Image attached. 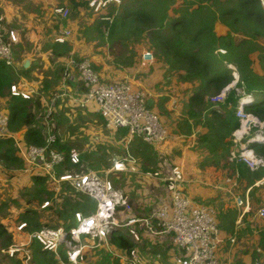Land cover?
<instances>
[{"label": "built area", "instance_id": "obj_1", "mask_svg": "<svg viewBox=\"0 0 264 264\" xmlns=\"http://www.w3.org/2000/svg\"><path fill=\"white\" fill-rule=\"evenodd\" d=\"M51 1L52 14L60 21L68 22L69 9L63 0ZM120 3V0H98L90 8L94 13H98L103 8L112 6L111 4L118 6ZM259 4L264 11V0H259ZM102 20L110 21L108 17ZM71 35L68 27H61L55 33L53 42L63 45L69 41ZM17 42L16 32L0 15V61L8 67H13L12 45ZM219 52L224 54L222 50ZM140 60L142 65L153 63L150 53L140 55ZM227 68L231 71L232 81L210 97L209 100L213 104H223L231 90L239 83L235 68L230 64H227ZM60 75L62 92L69 93L67 83L74 81L79 82L84 89L69 96L70 106L100 117L108 130H125V145L136 139L159 149L166 142L168 133L155 112L148 108L147 94L141 88L135 87L127 80L105 81L94 69L89 58H76L74 55H68L63 60ZM237 92L241 97L231 118L237 123L236 129L231 133L234 148L227 156V162L233 168L224 177L227 188L220 187L219 190L232 197L238 218H243L249 213L248 192L241 198L234 194L232 189L237 186L239 166H244L251 172L261 170V180H264V159L249 147L250 144L264 142V120L261 121L257 116L243 111V107L251 106L254 99L246 94L243 88H237ZM35 94L36 89L28 84L13 83L9 87L11 98L31 100ZM62 96L63 94H55L50 100L47 99L49 106L46 103L43 106L47 109L43 117L44 126L49 128L48 120L54 108L59 107L57 100ZM6 137L14 139L8 131V115L0 111V139ZM55 144L56 136L53 133H47L42 146L15 141L17 156L23 164L16 173L25 179L42 177L45 179V186H64L95 203V209L86 214L74 211L71 216L73 225L68 227L62 226L63 224L54 228L42 226L30 233H27L26 223L22 222L14 227L16 233L26 232L29 241H35L41 251L53 253L56 257L63 252L66 262L62 264H90L89 256L98 249L109 250V237L115 234L126 237L134 246L129 251H111L118 264H146L142 262L136 250V246L142 243L144 238L169 241L176 251L172 256V264H231L229 258L221 262L216 255L222 240L217 228L215 209L195 202L185 192L184 185L188 181L181 163L167 168L165 177H160L158 172L144 174L161 182V190L165 196L157 205L147 210H137L130 203L128 196L115 189L109 179L114 173L137 174L127 151L115 158L113 165L108 169L93 171L85 167L86 164L76 149L56 151ZM66 166L70 169L57 173L58 168L64 169ZM0 170L3 177L5 170L3 171L1 166ZM54 190L49 191L54 193ZM48 206L49 201L45 200L39 208L43 210ZM254 218L259 223L260 230L264 232V206L256 209ZM19 250L11 245L6 252L12 256ZM253 250L256 258L250 260L249 264H264L261 248L256 245Z\"/></svg>", "mask_w": 264, "mask_h": 264}, {"label": "rangeland", "instance_id": "obj_2", "mask_svg": "<svg viewBox=\"0 0 264 264\" xmlns=\"http://www.w3.org/2000/svg\"><path fill=\"white\" fill-rule=\"evenodd\" d=\"M75 1L80 4L79 8L77 9H73L69 0H63V3L70 11V17L68 18L69 22H72L73 20H83V22L78 24V28H71L72 39L74 37V39L78 42L83 38L87 42H94L93 51H96L95 48L97 47H100V49L105 48L106 50L103 49V51L105 50L107 52L111 65L115 69H117V71L115 72L119 73L121 71L124 74L126 73L131 74V76H136V78H138V80L140 81V85L142 86L141 89L146 92L147 98L150 99L153 97V95H155L157 104L154 106V112L161 122L162 126L167 131L168 135L166 141L169 142L172 147L171 152L169 154H166L165 151H162L160 149H156L150 146L143 147L139 145L138 140H134L130 144L125 145L124 138L121 137L120 134H115V132L108 130L105 124L102 122L100 123V125H98V128L94 132V128L91 127H85V129H83L82 126L85 125L80 124L78 119H74V122L70 124V126H65L64 119H61L65 129L69 130H66L67 133L70 134L69 136H72L73 130H76V132H80L79 135L82 136L81 142L79 144V147L75 149L78 150L83 161L87 164V166L85 165V167H88V169H92L93 171H100L101 169L106 170V167H108L109 165H103L102 160H100L102 153H107V159H110L113 158L114 155L122 156L127 151L131 160L134 162V164L132 165L134 166V169L135 171H137V173H139L140 171H145L146 173L150 174L158 172L160 177H165L167 174V168L181 163L184 167V174L186 178H191L192 175H190V173H192L193 171V163L191 160H189L188 156L194 155L195 152L202 156L204 154L201 151L202 149L199 148L200 146L196 145V141L202 138L206 133H208L207 128V131L205 130V126L207 125L208 121H212L210 115L208 114V109L211 105L209 100L210 97L205 98L206 107H194L193 109H191L192 111L190 113H186L187 107L191 108V104H193L190 102L189 98L194 91V87L196 89L197 83L193 84L180 80L177 74L171 73L167 66L162 64V59L158 58L154 53V49L149 47L148 32L150 31V29H147L146 31L144 30V32L140 34H136L135 31L131 32V28L123 30L121 36L117 35L114 37L109 34L111 23L113 21L115 25L114 19H116L115 17H118L119 13L121 12V8L126 0H120L121 3L118 6H113V4H111L112 6H107L98 13H94L90 8L91 5H93L98 0ZM184 1L185 0H174V3L167 9V15L169 17H177L179 15V8L182 7L183 9H185L186 7H188V10L191 11L196 7V5L191 4L188 6ZM79 9L83 11V16L81 17H79ZM73 11H76L74 15H72ZM106 17H108L110 21L104 22L102 20V18ZM89 23H92V25H89L90 28L85 30V26ZM216 23L218 22H215L212 27L213 33L215 31L220 33L219 30L216 29V26L218 25ZM226 29L228 28L226 27ZM228 34H230L229 29L223 36H217L216 34L215 36L225 37ZM118 37H122L123 39L120 41V43L115 44ZM231 38L233 41L237 42L241 39V36L231 33ZM256 43L259 46L264 45L263 40L257 41ZM262 47V50H264V46ZM250 48L251 47L247 46V48L242 49V59ZM100 49L99 51H97L98 55L101 53ZM220 50L224 51L225 54L220 53L219 49L218 51H215V53L217 55H221L219 56L221 58H227L228 53L226 54L224 49L220 48ZM156 52L159 53L158 51ZM145 53H150L152 55L153 63L151 62V65L147 63H144L143 65L141 64L140 55ZM68 54H64L63 57ZM247 57L249 58V63L247 66L248 70L251 69L255 71L257 69L256 66H259V69H261L259 70V72L264 73L263 53H259V51L254 53L250 52L247 54ZM230 61L232 62V59ZM126 63L127 65H125ZM229 64L235 67L237 70L235 64ZM240 87L241 85H238L231 90L229 94V100L230 98H232V100L235 101L239 98L237 88ZM39 88V93L33 95V99L38 98V94H41V89ZM48 98L50 100V97ZM49 100H46L47 106H49ZM229 100L226 97L224 104L218 105L220 111L224 112L225 107H228L230 105ZM1 105H3V103H0V110ZM42 108L43 116H45L47 109L46 107ZM55 109L56 107L54 108L52 114L57 113V110ZM163 109L168 114H165L163 112ZM60 111L63 112V109H60ZM75 112L80 113L79 110H76ZM228 112L229 119L231 120L233 111L230 109L228 110ZM84 130L85 136H83ZM13 137L15 141L23 142L22 140H17L15 134L13 135ZM72 138H75V134L72 136ZM226 142L228 143L227 148L225 150L222 147L221 152V157L223 160L222 164L218 161V166L219 164H221L220 167L224 171L223 177H225V173H228L233 168L231 164H227L225 161L226 151L228 156L229 151L233 150L234 148L233 143L230 140V135L226 138ZM93 148L97 149V151L93 152ZM17 153H15L16 156ZM185 154L187 157H185ZM182 157H184L185 159H182ZM209 158L212 157L209 156ZM105 163L109 164V160L105 161ZM0 166L3 168V171L5 170V175H3V177L1 176L2 172L0 170V204H7L6 207L0 209V222L6 227L7 232L11 234L12 245L20 249L18 251L17 258L18 260L22 261L21 264H30L31 262L32 256L30 244H33V246L35 247H39L38 244L34 241V243H31L29 241L26 232L16 233L14 231V227L18 225L19 220L24 217L23 215H26L27 211H34L36 213L35 218L40 225H47L54 228L61 224H63L62 226L64 227L73 225L71 217L66 220L62 217L60 213L62 211L60 210H63L64 208H70L73 206V208H75V205L85 204L83 209L85 211H88L87 213H91L95 209V203H91L83 196L75 194L64 186L55 187L56 185H52L51 183H49L51 185H46V189H55V194L51 192V198L46 199L49 201V206L46 207V209L41 210L39 208L40 204H38L39 202L37 200L33 201L32 203H27L25 201L27 199V196L24 195V193L28 189H31L33 183L32 178L29 177V179H25L24 176L19 177L16 173V170L18 169H16L15 167L5 168L3 167V165ZM197 167H200L199 164L197 165ZM205 167L208 166L205 165ZM238 169L241 174V181L239 182L237 187L233 188V191L235 190V192L233 193L238 194L241 197V194H246L247 191L249 195L250 207L249 213L243 218H238L237 215L236 218L238 222L236 225H241L240 229L243 230L242 232L244 234V237L249 240L252 239L253 241L254 237H259L258 227L260 226L254 218V215L257 208L264 206V184L261 185L263 180L256 181L254 177L255 174L259 173L263 175V172L261 170L256 172H243L242 167H238ZM109 179L112 182V185H115V189L120 190L128 195L130 203L135 208H137V210H147L149 207L157 205L159 203V200L161 198H164L165 196L164 192L161 190L162 184L160 181L151 177H143L142 175H140V173L131 175L111 174L109 176ZM255 185L258 187H255ZM186 186L187 184L184 185L185 191L187 189ZM205 204H207V202H205ZM218 207H216L215 205L213 206L216 211V219L217 211H221L220 207ZM75 211L79 210L76 209ZM79 212H81V210ZM143 240L156 241V239L145 238ZM258 241L259 239L257 240V242ZM256 243H251L249 249H251L252 246H254ZM110 247L111 244L108 243V248ZM147 248L149 249L151 247L147 246ZM261 250L262 257H264V249ZM217 252V257L221 262H223L218 256ZM231 260V264H237L233 262L232 258ZM88 261L90 264H117L112 256L108 254L107 248L95 250L94 253L89 256ZM0 263L13 264L10 260L3 257V250L1 247Z\"/></svg>", "mask_w": 264, "mask_h": 264}, {"label": "trees", "instance_id": "obj_3", "mask_svg": "<svg viewBox=\"0 0 264 264\" xmlns=\"http://www.w3.org/2000/svg\"><path fill=\"white\" fill-rule=\"evenodd\" d=\"M69 1L73 9L79 8L80 4L78 2L75 0ZM184 2L188 6L191 4L196 5V7L191 11L188 10V7L185 9L181 7L178 9L179 15L177 17H169L167 9L174 3V0H126L118 17L114 19L115 25L112 21L109 34L114 37L117 35L121 36L122 31L129 28H131V32L135 31L136 34H140L144 30L150 29L148 32L149 47L153 48L155 55L162 59V64L166 65L171 73L177 74L180 80L193 84L197 83L196 89L194 87V91L189 98L193 104H191V108L187 107L186 113H190L194 107H206L205 98L219 93L231 81L230 71L223 62L235 64L238 70L237 73L242 81V88L255 98V104L246 108V112L252 113L260 120H264V73L259 72L261 70L259 66H256L257 69L255 71L247 69L249 63L248 53L259 51V53L264 54V50H262L264 45L259 46L256 43L260 40L264 41V11L260 7L259 0H185ZM75 13L76 11H73L72 15ZM215 22L227 27L230 34L225 37L215 36L212 30ZM231 33L240 35L241 39L237 42L233 41ZM122 39V37H118L115 44L120 43ZM59 46L61 48H58ZM247 46L251 48L242 59L241 51ZM220 48L224 49L226 54L228 53L227 58H221L219 57L221 55L215 53ZM54 50V55L59 58L69 53L67 44L56 45ZM231 59L232 62L230 61ZM20 73L28 77L26 75L28 70L21 69ZM15 74L13 67H8L0 61V99L5 100L8 131L13 136L25 129L23 142L26 145L42 146L47 133L54 132L53 126L62 124L61 119H64V116L72 117L74 114L69 109H63V112L58 111L55 114H51L48 120L49 128L44 127L41 124L43 108L39 98L22 100L21 98L9 97L10 85L17 83ZM58 76L61 79L59 72ZM44 83L48 84L47 81H44ZM71 84L82 87L77 81ZM229 101L230 105L225 107L224 112L220 111L217 106L209 104L208 114L212 121H208L205 126V130L207 128L208 133L196 141V145L200 146L199 148L202 151L207 149L213 156L221 157L222 147L225 150L227 148L226 138L237 127L236 123L229 119L228 114V110L235 106V101L232 98ZM163 112L168 114L164 109ZM96 117L100 120L94 122V132L101 122L104 123L100 117ZM115 134H120L121 137L125 138L127 133L125 130H118ZM14 142L12 137L0 139V165L5 168L15 167L20 169L23 164L15 154L17 150L14 147ZM139 145L146 147L140 142ZM251 147L257 155L264 158V143L254 144ZM54 148L56 151H67L70 149L69 146L61 143L59 138L56 139ZM218 149H220L219 153L217 152ZM96 151L97 149L93 148V152ZM107 158L106 153L101 154L100 160H102L103 165H107L105 163L108 160ZM204 163L216 164L212 159L204 161ZM69 169V166L64 169L58 168L57 173ZM142 172L145 173V171ZM254 178L256 181L261 180L262 174H255ZM32 182L31 189L24 193L27 196L25 200L27 203L37 200L38 204L41 205L43 201L51 198L52 193L46 189L44 178L34 176ZM113 186L115 187V185ZM6 205V203H1L0 209L6 207ZM84 206L85 204H78L75 205V208H73L74 206L64 208L60 210L62 211L60 213L66 220L72 216L76 209L86 214L88 211L83 209ZM23 216L18 224L26 223L27 233L36 231L42 226H47L38 223L34 211H27L26 215ZM258 233L259 241L257 246L264 249V232L259 228ZM11 239V234L7 232L6 227L0 222V247L3 250V257L10 260L13 264H21L22 261L17 258L18 253L9 256L6 252L12 245ZM34 242L33 240L31 241V243ZM109 242L123 251H129L133 248V245L124 236L112 234ZM30 249L32 256L30 264H62L66 262L63 252H60V255L56 257L53 253L41 251L40 247H35L33 244H30ZM253 255L255 256L252 249L250 260L256 258Z\"/></svg>", "mask_w": 264, "mask_h": 264}, {"label": "crops", "instance_id": "obj_4", "mask_svg": "<svg viewBox=\"0 0 264 264\" xmlns=\"http://www.w3.org/2000/svg\"><path fill=\"white\" fill-rule=\"evenodd\" d=\"M52 5L53 2L51 0H0V15L4 17L6 24L12 28L18 36V42L12 45L13 68L16 72L15 76L17 77V83L28 84L36 90L41 86L39 89H41L40 95L42 98L40 102L42 107L45 105V101L48 97H52L55 94H63V96L57 100L59 107L55 110L58 112L60 109H69L71 113L74 114L72 117L68 115L64 116L65 126H70V124L74 122V119H78L80 124L85 125L82 126L83 129H85V127L94 128V122L100 119L87 111L79 110L80 113H76L75 111L77 109L71 108L70 106L69 96L82 92L84 90L83 87L68 84L67 90L69 93L62 92L61 79H59L58 72L63 64L64 57L59 58L54 55V48L56 45L58 46V44L53 42L55 33L61 27H68L70 30L74 27L78 28V24L83 22V20H73L72 22H69V20L68 22L60 21L52 14ZM82 14L83 11L80 10L79 17L83 16ZM92 23L86 26L84 25L85 30L90 28L89 25H92ZM216 24H218L216 29H218L220 33L216 31L214 33L217 36L225 35L228 29L223 25L221 26L219 22ZM93 43L94 42L90 41L87 42L83 38L77 42V40H75L74 37L72 39L71 36L69 41L65 44L69 47L68 55H74L76 58H89L94 69L100 74L103 80L109 82L127 80L134 84L135 87L142 88L136 76L124 74L121 71L119 73L115 72L117 69L111 65L109 56L105 51L106 49L97 47L95 48L96 51H93ZM99 49L101 53L98 55L97 51H99ZM103 49L105 50L103 51ZM25 61L28 62V66L23 68L22 65ZM21 69L28 70V74H26L28 77L20 73ZM42 81L43 83L47 81L48 84H43ZM148 100L152 101L151 108L154 110V106L157 102L155 100V95L150 99L148 98ZM0 103H3L0 111L7 112L6 104H4L3 99H0ZM53 127V133H55L61 143L69 147H79L82 137L79 135L80 132L73 130L72 136L75 134V138H72V136H69L70 134L67 133L69 130L65 129L64 124H55ZM84 132L85 130L83 131V136H85ZM24 133L25 129L16 133L15 137L17 140L23 141ZM171 148L170 143L166 142L163 146V151L169 154ZM217 152L219 153L220 149H218ZM202 153H204L203 156L196 152L194 155L188 156L189 160L193 163V174L190 173L192 177L189 179L187 178L186 192L197 203L207 202L209 206L213 207L215 205L216 207H220L221 211H217V228L222 240L217 252L220 259L224 262V260L229 257L230 260L231 258L233 259L234 263L249 264L250 252L257 245L256 242L258 238L254 237L252 241V239L249 240L244 237L243 230L240 229L241 225H236L238 222L236 218L237 210L231 200L232 197L225 191L219 190L220 187L224 189L227 188L224 184V171L220 167L223 161L222 158L220 156L211 155L207 149L203 150ZM209 156L212 158H209ZM185 157H187L186 154ZM182 159L185 158L182 157ZM211 159L216 164L204 163V161H209ZM218 161L221 162L219 166ZM198 164L200 167H197ZM205 165L208 167H205ZM244 171L247 170L244 169L243 172ZM240 181L241 174L237 181V185ZM262 184L263 182L261 185ZM255 187L258 186L255 185ZM233 192H235V190ZM242 195L243 194H241V198L243 197ZM251 243L256 244L249 249ZM147 246L151 248L148 249ZM136 250L142 262L146 264H172V256L176 252L169 241L157 239L156 241L143 240L142 243L136 246Z\"/></svg>", "mask_w": 264, "mask_h": 264}, {"label": "clouds", "instance_id": "obj_5", "mask_svg": "<svg viewBox=\"0 0 264 264\" xmlns=\"http://www.w3.org/2000/svg\"><path fill=\"white\" fill-rule=\"evenodd\" d=\"M63 45H64V44H63ZM219 50H220V49H219ZM217 51H218V50H217ZM224 54H225V53H224ZM67 56H68V55H67ZM67 56H65L64 59H65ZM74 57H75V56H74ZM223 63L225 64V66H226V68H227V64H229V63H228V62H225V61H224ZM61 68H62V65H61ZM61 68H60V70H61ZM234 68H235V67H234ZM227 69H228V68H227ZM60 70H59V73H60ZM228 70L230 71V69H228ZM235 70H236V68H235ZM236 73H237V70H236ZM237 74H238V73H237ZM230 76H231V71H230ZM238 76H239V75H238ZM231 81H232V77H231ZM231 81H230V82H231ZM241 82H242V81H241V79H240V77H239V83H237V86H238V85H241L240 88H242V83H241ZM67 84H70V83H67ZM229 84H230V83H229ZM227 85H228V84H227ZM223 88H224V87H223ZM221 90H222V89H221ZM37 93H39V92H38V89L36 90V94H37ZM245 93H246V92H245ZM36 94H35V95H36ZM246 94H248V93H246ZM215 95H216V94H215ZM248 95H250V94H248ZM38 96H39V97H38L39 99L42 98L40 94H38ZM250 96L252 97V95H250ZM240 97H241V96H239V98H240ZM228 98H229V96H228ZM228 98H227V99H228ZM239 98L235 100V106L231 109V110L233 111L232 113L235 112V108L238 106V100H239ZM32 99H33V97H32ZM32 99H31V100H32ZM253 99H254V103H253L251 106L243 107V111H244L245 113H249V112H246V110H245L246 108H248V107H252V106L255 104V98H253ZM147 100H148V99H147ZM146 103H147V102H146ZM210 103H211V102H210ZM211 104L214 105V106H217V107H218V105H222V104H213V103H211ZM223 104H224V103H223ZM71 108H72V107H71ZM148 108L152 110L151 107H148ZM74 109H75V108H74ZM77 110H78V109H77ZM80 111H81V110H80ZM153 111H154V110H153ZM6 113H7V112H6ZM251 114H252V113H251ZM43 117H44V116H43ZM231 121H232V120H231ZM261 121H262V120H261ZM233 122H234V121H233ZM235 123H236V122H235ZM41 124L43 125V119H42V121H41ZM236 125H237V123H236ZM43 126H44V125H43ZM44 127H46V126H44ZM235 129H236V128H235ZM235 129H234V130H235ZM234 130H233V131H234ZM233 131H232V132H233ZM232 132H231V133H232ZM50 133H53V132L51 131ZM53 134H55V133H53ZM55 136H56V135H55ZM44 139H45V138H44ZM56 139H57V136H56ZM134 140H136V139H134ZM134 140H132V141H134ZM230 140H231V134H230ZM132 141H131V142H132ZM138 141H139V140H138ZM131 142H130V143H131ZM139 142H140L141 144L145 145V146H148V145L142 143L141 141H139ZM166 142H167V141H166ZM166 142H165V143H166ZM23 143H24V142H23ZM124 143H125V138H124ZM130 143H129V144H130ZM262 143H264V142H262ZM254 144H261V143H254ZM254 144H250L249 147L252 148L251 146L254 145ZM164 145H165V144H163L161 147H159V149L163 151V146H164ZM150 147H151V146H150ZM69 148L71 149V148H74V147H69ZM74 149H75V148H74ZM76 150H77V149H76ZM252 150H253V148H252ZM77 151H78V150H77ZM253 151H254V150H253ZM127 153H128V152H127ZM128 155H129V154H128ZM259 156H260V155H259ZM17 157H18V156H17ZM117 157H120V156L114 155L113 158H110V159H109V164H107V165H109V166L106 167V169H108L109 167H111V165H113V163H114V161H115L114 159L117 158ZM261 157H262V156H261ZM18 158H19V157H18ZM81 159H82V157H81ZM263 159H264V158H263ZM82 161H83V159H82ZM225 161H226V163L228 164V162H227V151H226V160H225ZM83 162H84V161H83ZM84 163H85V162H84ZM85 164H86V163H85ZM107 165H106V166H107ZM86 166H87V164H86ZM173 166H174V165H173ZM239 167H243V168H245L244 166H239ZM245 169H246V168H245ZM101 170H102V169H101ZM247 170H248V169H247ZM95 171H99V170H95ZM248 171H249V170H248ZM238 172H239V176H240V171H239V169H238ZM250 172H251V171H250ZM139 173H140V175H142L143 177H146V176H144V174H147L146 172L144 173V172H141V171H140ZM139 173H137V174H139ZM114 174H117V173H114ZM119 175H120V174H119ZM126 175H131V174H126ZM225 176H226V173H225ZM262 176H263V175H262ZM262 182H264V180H263ZM111 183H112V182H111ZM45 187H46V186H45ZM113 187H114V186H113ZM48 191H49V190H48ZM49 192H51V191H49ZM185 192H186V191H185ZM186 193H187V192H186ZM127 196H128V195H127ZM84 198H85V197H84ZM47 201H48V200H47ZM88 201H89V200H88ZM90 202H91V201H90ZM91 203H92V202H91ZM41 204H42V203H41ZM200 204L209 205V204H205V202H201ZM211 207H212V206H211ZM114 235H115V234H114ZM110 236H111V235H110ZM109 238H110V237H109ZM109 243H110V242H109ZM110 244H111V243H110ZM133 247H134V246H133ZM114 249L116 250V249H118V248H116L115 246H113V245L111 244V247L109 248L110 252H109V250H108V254H110V255L112 256L111 251H113ZM120 250H121V249H120ZM93 253H94V252H93ZM93 253H92V254H93ZM112 258H113V259L115 260V262H117V264H118L117 259L114 258L113 256H112ZM249 261H250V260H249Z\"/></svg>", "mask_w": 264, "mask_h": 264}, {"label": "water", "instance_id": "obj_6", "mask_svg": "<svg viewBox=\"0 0 264 264\" xmlns=\"http://www.w3.org/2000/svg\"><path fill=\"white\" fill-rule=\"evenodd\" d=\"M23 66V68H26V66H28V62L27 61H25V63L22 65ZM151 100H147V106L148 107H151Z\"/></svg>", "mask_w": 264, "mask_h": 264}]
</instances>
